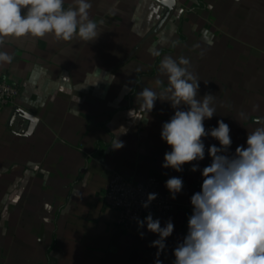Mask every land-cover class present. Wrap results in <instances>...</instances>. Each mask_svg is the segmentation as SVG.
I'll return each mask as SVG.
<instances>
[{"label": "crops", "instance_id": "obj_1", "mask_svg": "<svg viewBox=\"0 0 264 264\" xmlns=\"http://www.w3.org/2000/svg\"><path fill=\"white\" fill-rule=\"evenodd\" d=\"M89 2L100 33L93 42H5L13 60L0 64V76L17 86L18 106L38 120L25 134L24 118L11 117L10 107L0 111V264H173L190 198L211 162L207 149L219 142L204 139L196 172L190 164L182 172L162 167L171 148L161 127L174 109L157 100L147 116L136 94L159 91L158 78L167 83L158 71L164 56L187 58L199 96H215L216 114L205 128L228 124L230 153L264 125V0H175L160 24L165 7L154 0ZM153 45L159 57L149 53ZM115 140L124 146L113 149ZM112 172L134 181L153 175L167 193L168 178L183 179L161 222L171 219L174 231L159 256L150 247L157 234L137 221L118 225L117 212L103 204Z\"/></svg>", "mask_w": 264, "mask_h": 264}, {"label": "clouds", "instance_id": "obj_2", "mask_svg": "<svg viewBox=\"0 0 264 264\" xmlns=\"http://www.w3.org/2000/svg\"><path fill=\"white\" fill-rule=\"evenodd\" d=\"M162 3L171 6L175 0ZM91 8L89 0H72L67 7L65 0H0V64L13 60L3 50L9 39L35 41L51 36L57 42L75 38L95 41L100 33L97 22L90 18ZM148 51L155 57L161 55L155 45ZM158 71L167 83L156 79L159 91L144 87L136 100L147 116L157 100L170 102L174 109L161 127V139L171 148L164 154L162 167L182 172L183 166L190 164V170L196 172L199 164L194 162L205 159L204 139L210 136L219 142V146L207 149L211 162L202 169L201 190L190 198L193 211L188 232L174 249L173 264H264V125L248 132L246 146H237L230 153L229 125L218 120L216 127L205 128V120L216 114L215 96H199L200 80L190 71V61L183 56H164ZM123 146L119 140L112 144L113 149ZM183 186L181 177L173 176L165 182L172 199ZM156 198V193H149L142 207L148 208ZM137 224L138 228L146 225L148 232L158 235L150 247H156L159 256L174 231L171 219L162 227L160 220L149 213L137 219ZM156 264L161 262L157 259Z\"/></svg>", "mask_w": 264, "mask_h": 264}, {"label": "built area", "instance_id": "obj_3", "mask_svg": "<svg viewBox=\"0 0 264 264\" xmlns=\"http://www.w3.org/2000/svg\"><path fill=\"white\" fill-rule=\"evenodd\" d=\"M19 91L17 86L4 76H0V111L5 107L18 106ZM149 193H156L148 208L142 203ZM103 204L117 212L116 223L122 227L130 225L137 219H144L149 213L160 222L167 219L174 208V202L169 193L160 189L157 177L150 175L145 180H130L120 173L112 172L108 183L102 192Z\"/></svg>", "mask_w": 264, "mask_h": 264}, {"label": "water", "instance_id": "obj_4", "mask_svg": "<svg viewBox=\"0 0 264 264\" xmlns=\"http://www.w3.org/2000/svg\"><path fill=\"white\" fill-rule=\"evenodd\" d=\"M157 3L163 5L165 7V11L164 14L161 16L158 24L162 23L164 21V19L167 17V15L169 14V12L171 11V9L173 8L174 4L169 6L165 3H162V0H154ZM15 114L19 115L20 117L24 118L27 121V125H26V129L24 131V133H30L32 131V129L34 128L36 122H37V117L35 115H33L32 113L26 111L25 109L21 108L20 106H14L11 112V117H13ZM193 211L192 205H190L188 213L186 215V219H185V223H184V233L185 235L188 232V219L191 216Z\"/></svg>", "mask_w": 264, "mask_h": 264}]
</instances>
